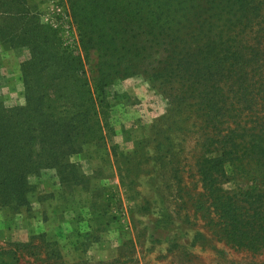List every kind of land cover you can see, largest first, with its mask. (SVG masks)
Wrapping results in <instances>:
<instances>
[{"label":"trees","instance_id":"1","mask_svg":"<svg viewBox=\"0 0 264 264\" xmlns=\"http://www.w3.org/2000/svg\"><path fill=\"white\" fill-rule=\"evenodd\" d=\"M69 6L84 56L63 48L30 0H0L1 44L29 52L20 63L24 103L0 99V207L29 210L32 180L46 171L61 187H84L71 157L111 132L110 87L141 76L200 124L196 209L230 246L264 254V0ZM29 244L2 249L0 264H23Z\"/></svg>","mask_w":264,"mask_h":264},{"label":"rangeland","instance_id":"2","mask_svg":"<svg viewBox=\"0 0 264 264\" xmlns=\"http://www.w3.org/2000/svg\"><path fill=\"white\" fill-rule=\"evenodd\" d=\"M30 1L63 48L84 56L69 0ZM28 56L0 42V99L9 106L24 103ZM96 58L86 66L91 79ZM167 93L141 76L112 85L111 132L71 157L84 187H61L53 171L34 178L29 210L0 207V251L30 243L23 264H264V254L230 246L196 209L200 124L169 106Z\"/></svg>","mask_w":264,"mask_h":264}]
</instances>
